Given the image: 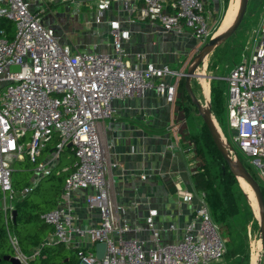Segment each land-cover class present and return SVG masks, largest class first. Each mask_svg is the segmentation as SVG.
Instances as JSON below:
<instances>
[{
	"label": "built area",
	"instance_id": "2783aa9c",
	"mask_svg": "<svg viewBox=\"0 0 264 264\" xmlns=\"http://www.w3.org/2000/svg\"><path fill=\"white\" fill-rule=\"evenodd\" d=\"M49 1L53 0H0V212L4 223L11 220L14 209L7 202L14 199L13 163L26 157L34 165L35 185L50 174L63 150L70 148L73 161L60 197L42 215L52 227L47 242L75 250L79 264H229L224 261L225 240L203 192L177 193L180 202L193 205V216L174 242L162 241V229L154 221L155 208L147 209L142 224H130L118 217L110 195L99 122L114 115L113 100L142 95L148 89L174 102L178 80L184 74L169 65L132 64L125 47L130 33L117 20L108 21L110 51H73L41 22L40 12ZM138 1L97 0L94 22L100 23L113 3L122 2L139 19L158 22L164 30L187 28L202 43L213 37V13L203 0H142L137 8ZM34 5L35 10H30ZM1 19L14 23L13 38L6 37ZM255 32L251 52L243 54L225 76L227 125L232 135L229 141L221 133V139L230 158L243 155L257 167L264 183V6ZM171 76L174 79L169 81ZM27 133L29 140H25ZM55 136L53 149L44 157ZM188 153L196 169L189 147ZM32 186L20 195L24 197ZM80 198L98 213L97 224L79 223L76 206ZM165 230L176 231L177 226L171 223ZM139 232L146 233L145 237L138 236ZM6 233L15 256L25 262L17 238L8 227ZM98 242L105 244L101 258L95 251ZM37 252L34 249L33 255Z\"/></svg>",
	"mask_w": 264,
	"mask_h": 264
},
{
	"label": "crops",
	"instance_id": "0c3cea01",
	"mask_svg": "<svg viewBox=\"0 0 264 264\" xmlns=\"http://www.w3.org/2000/svg\"><path fill=\"white\" fill-rule=\"evenodd\" d=\"M96 1H49L44 11L40 12V19L41 14L55 11L59 5L68 3L72 14L69 17L71 24L66 22V26L70 30L64 29L62 34L55 25L50 28L60 43L70 45L73 51L88 52L111 50L108 21L117 20L121 28L130 33L125 47L132 64L149 62L159 66L169 65L174 69L180 58L194 50L198 42L189 29L164 30L158 22L139 19L135 11L126 8L122 2L113 3L104 12L103 20L96 23ZM203 1L213 13L210 21L213 24L225 1ZM141 3L142 0H139L135 7L138 8ZM35 7L32 6V9L35 10ZM137 54L143 56L139 58ZM168 79L171 81L174 77ZM174 103L166 101L153 88L148 89L142 95L113 100L114 115L99 122V134L108 164L106 177L118 217L130 224H142L147 209L155 208V225L162 229L164 242L179 239L193 216V205L180 202L177 193H200L194 188L193 174L196 169H192L188 147L182 140L183 121L180 126ZM49 152L46 148L43 156H48ZM60 162L61 157L54 168ZM76 214L82 225L99 222L98 213L89 210L82 198L77 201ZM171 223L177 226L176 231L165 230ZM137 235L145 237L146 233L139 232Z\"/></svg>",
	"mask_w": 264,
	"mask_h": 264
},
{
	"label": "rangeland",
	"instance_id": "374dc122",
	"mask_svg": "<svg viewBox=\"0 0 264 264\" xmlns=\"http://www.w3.org/2000/svg\"><path fill=\"white\" fill-rule=\"evenodd\" d=\"M233 2L234 0H231L230 3L229 0H225L223 10L220 11L217 19H215L213 24H210V31L212 35L215 36L216 34L223 31L222 23H224L227 11ZM263 6H264V0H248L244 17L238 28L229 38L221 42L204 59L203 63L196 69V71L214 75L215 76L214 78H219L224 80V87H225L226 85L225 76L227 75L230 68L240 60L243 54L247 55L252 50L253 43L255 40V33H256L255 31L257 29L260 17L263 12ZM30 10H33L32 7H30ZM71 14H72V9L70 5L68 3H63L59 5V7L55 9V11L41 14V20L43 23H45V25L49 27L55 25L57 28H59V33L62 32V34H64L65 31L64 29L68 31L70 30L69 27L66 26V22L71 24V22L69 21V17L71 16ZM4 22H8V21L5 19H1V24L6 31L5 32L6 37L13 38L15 34L14 23L10 22L9 26H6L4 25ZM62 41H64V39H62ZM205 43H207V41ZM205 43L198 41L195 44L194 50H191L186 55H183L180 58L178 65L174 66V69L177 70L178 72L185 74L194 63V57ZM181 77H184V75ZM214 78L208 79L202 77H193L190 81L192 90L194 92V95L197 97L198 101L202 105V107H204L206 112H208L212 116L219 131L220 137H221V133H224L227 139L231 141L232 131L229 129L227 125V115H226V107H225V90L223 92L224 102L222 106L223 111L221 118L217 117V115L215 114L212 108L211 88H212V81ZM206 86L209 89L208 90L209 97L207 102L208 104L206 103L207 101V95L205 91ZM183 107H185V116L184 118H182L184 124L183 126L185 127L184 131L190 140L196 141L194 143V146L195 145L200 146V143H203L202 140L204 138V135L206 134L203 121L201 117L198 115L196 107L190 101H186ZM29 136L30 133H27L25 140H29ZM208 147L204 149L205 155L203 157H205V161L203 162L207 163V165L212 171L214 170L216 171L217 169L216 167L218 166V164H216V162L214 161V157H213L214 154L210 149L211 147L210 148ZM239 156L241 157V159L247 162L248 169H250L251 172H254L258 176L257 167L251 162L247 161V159L243 155H239ZM194 160L196 161V164L198 166L200 164L201 159L196 155ZM232 160L235 161V159ZM33 166L34 165L30 163L26 157L24 158L23 161L22 160L19 162L15 161L13 163V169L15 170V172L13 170L11 175V182H12L14 199L13 200L7 199V202H12L14 205L15 201L22 199V196L20 195V191H23L26 187L32 186L34 184ZM259 177L260 176H258V179L260 180V183L264 187V183ZM238 182L240 188L245 194V201H247L248 205L251 208V213L241 212L239 215L235 217V222L239 226L240 225L244 226L246 233L248 235L249 247H250L248 264H252V253L254 252L257 255V264H262L263 255L261 249L260 229L257 220L258 215L252 205V202L248 198L247 193L242 187L241 182L240 181ZM58 186H59V180L55 175L54 171L52 172V174L48 176L47 175L43 176L35 185L32 186L33 189L25 195V197H27L25 201L27 207L32 208V212H37L41 210L46 211L48 209L53 208V206L55 205L50 207L47 203L53 201H56L57 203L60 197V191L63 184L60 185L61 188L59 192L56 191L58 189ZM6 194L8 195V192ZM2 200H3V192L0 190V203L2 202ZM0 223H2L1 217H0ZM10 231L11 233L14 234V232L11 229ZM254 246H256L255 251L253 249ZM33 250L34 248H31L28 251H24L27 259L22 264L41 263V261L39 260L40 257L35 256L37 253L33 255ZM45 251L47 253L46 256H48V259L46 260L45 264H73L74 262L78 263L75 250L67 248L65 245L62 244L49 245L46 246Z\"/></svg>",
	"mask_w": 264,
	"mask_h": 264
},
{
	"label": "trees",
	"instance_id": "16d2710c",
	"mask_svg": "<svg viewBox=\"0 0 264 264\" xmlns=\"http://www.w3.org/2000/svg\"><path fill=\"white\" fill-rule=\"evenodd\" d=\"M9 24L10 21L4 22V25L6 26H9ZM225 89L226 85L224 87V80L219 78L213 79L211 88V102L212 108L218 118H221L223 111V92ZM186 101L191 102V99L185 89V77H181L178 81L174 103L176 114L178 115L179 120L185 116V107H183V105ZM183 125L182 140L184 141L185 145L189 147V149L191 148L194 153V158L197 155L202 160H200V164L198 166L196 164L197 168L193 174L194 188L197 192L204 193V199L211 217L213 221L218 224L220 234L225 240L226 251L224 254V261L229 264H248L250 251L248 235L244 226H239L236 224L235 217L241 212L251 213V208L247 201H245V194L240 188L238 182L239 180H237L235 175L230 171L222 155L215 147L205 125L206 134L204 135L202 140L203 143H200V146H194L196 141H192L189 139V137H187L184 131L185 127ZM57 138L58 137L55 136L53 138V142L47 146L48 151L53 149V145L57 141ZM206 147H211L210 149L214 154V161L216 164H218L216 171H212L207 163L203 162L205 161V157L203 156L205 155L204 149H206ZM238 158L248 169L247 162L241 159L239 155ZM71 163L72 153L70 148H66L61 153V162L59 163L58 167L54 168L50 172V174H52L54 171L59 180V186L56 190L57 192L60 191V185L64 184V181L70 172ZM248 170L250 171V169ZM250 173L254 178L256 177L255 180L259 183L264 197V187L260 183L258 176L254 172L250 171ZM26 198L27 197L24 196L22 199L14 202V209L17 212L15 221L11 219L7 224H5L2 213L0 212V217L2 219V223H0V264H10L8 260L4 259V256L14 255V250L10 245L6 233V227L10 228L14 232L20 251L23 254H25L24 251H28L31 248H34L38 251L35 256L40 257V264H45L46 260L48 259V256H46L47 253L45 251L46 246L60 244L49 243L46 241V238L52 231V228L50 224L45 222V220L42 218V215L49 209L46 211L41 210L32 212V208H28L26 205ZM55 203L56 201L48 202L47 204L52 207L53 205H56ZM73 264L78 263L74 262Z\"/></svg>",
	"mask_w": 264,
	"mask_h": 264
},
{
	"label": "water",
	"instance_id": "95a60500",
	"mask_svg": "<svg viewBox=\"0 0 264 264\" xmlns=\"http://www.w3.org/2000/svg\"><path fill=\"white\" fill-rule=\"evenodd\" d=\"M248 0H240L239 4V10L232 21V23L229 25L227 29L224 31L213 35L212 38H210L207 43H205L202 48L199 50V52L194 57V63L192 66L188 69V71L184 74L185 77V89L188 94V96L191 99L192 104L196 107L198 115L201 117L204 125L206 126L209 135L219 151V153L222 155L223 159L225 160L226 164L228 165L230 171L235 175L237 178L238 176L242 177L244 181L251 187L254 196L256 198L258 210H259V217H257L259 229H260V237H261V249H262V255H263V262L264 264V197L260 188L259 183L255 180V178L252 176V174L249 172V170L246 168V166L239 160L236 159L233 161L228 152L225 148L223 141L220 137L219 131L217 129V126L212 118V116L204 111L202 109V105L198 101L197 97L194 95V92L192 90L190 81L193 77H202V78H208L212 79L215 76L206 74L203 72H198L196 69L203 63L204 59L224 40L229 38L235 30L240 25L246 8H247ZM11 69H17V66H12ZM70 144L68 145V147ZM238 179V178H237ZM16 210L13 209L11 211L12 220L15 221L16 219ZM95 251L97 258H101L105 251V244L103 242H98L95 244ZM5 260H8L10 264H22V262L17 256L15 255H5Z\"/></svg>",
	"mask_w": 264,
	"mask_h": 264
},
{
	"label": "bare ground",
	"instance_id": "6f19581e",
	"mask_svg": "<svg viewBox=\"0 0 264 264\" xmlns=\"http://www.w3.org/2000/svg\"><path fill=\"white\" fill-rule=\"evenodd\" d=\"M239 4H240V0H234V2L230 5V7H229V9L227 11L224 23H222L223 24V31L229 27V25L232 23V21L236 17V15L238 13V10H239ZM208 90L209 89L206 86V88H205L206 95H207L206 103L208 102V97H209ZM202 109L204 111H206L204 107H202ZM237 178L241 182V185L244 188L245 192L247 193L248 198L252 202V205H253V207L256 210V213L258 215L257 217H259V210H258L256 198L254 196V193H253L251 187L244 181V179L242 177L238 176ZM255 247L256 246L253 247L254 251H255ZM252 264H257V255H256L255 252L252 253Z\"/></svg>",
	"mask_w": 264,
	"mask_h": 264
}]
</instances>
